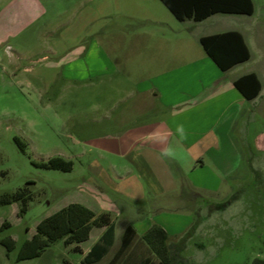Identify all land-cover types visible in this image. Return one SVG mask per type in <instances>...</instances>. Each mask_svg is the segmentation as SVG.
<instances>
[{
	"label": "rangeland",
	"instance_id": "obj_1",
	"mask_svg": "<svg viewBox=\"0 0 264 264\" xmlns=\"http://www.w3.org/2000/svg\"><path fill=\"white\" fill-rule=\"evenodd\" d=\"M96 1L53 0L52 4L58 9L71 7L66 15L56 17L53 14L48 18V22L53 23L54 31L45 41L51 44L65 38L72 41V47L62 56L52 58L48 44L31 31L23 33L14 42L0 44L3 58L0 64V198L27 189L25 212L20 211L21 202L0 206V224L7 222L10 225L0 232V239L10 238L15 243V249L8 256L0 245V264H62L65 259L73 262L78 254L67 252L61 240L33 260L15 262V256L21 244L35 234L37 224L43 219L71 203L96 211L97 203L101 204L102 200L111 204L119 201L114 189L132 182L133 176L141 175L137 164L111 151L114 148L113 141L118 137L112 129L115 114L104 112L116 101L115 97L99 98L96 78L88 81L77 77L71 82L54 79L55 70L63 69H56L59 61L71 60L75 65L84 58L87 50L101 48L113 61H132L133 66L129 69L134 71L139 58L136 53L129 51L132 44L171 42L162 34L145 32L155 25L130 14L141 7L154 9L162 19L172 20V23L164 20L166 27L178 34L177 37L170 35V38L184 37L200 49L196 39L199 34L243 27L249 35V31L253 33L257 28L264 29V18L259 19V13L243 23V26L232 19L233 15L218 14L215 20L220 22L215 25L212 20L180 22L159 0H143L139 5L130 0H99L101 6L96 5ZM262 1L255 0L256 5ZM3 3L4 0L0 2V7ZM255 37L259 44L264 42L259 36ZM6 45L18 46L25 51L19 71L9 63L11 59L6 56ZM25 68H31V72H26ZM163 70L165 68H156L155 72ZM135 74L138 79L144 77V73L139 71ZM122 102L128 105L127 100ZM240 129L238 127L234 133L237 137L242 134ZM125 134L127 132L123 131L119 137ZM55 157L71 161L72 170L63 172L42 166ZM169 165L177 189L150 204L147 202L149 196L145 195L146 202L140 203L138 207L148 212L147 215L152 210L158 212L159 208L166 209L163 211L170 214L192 215L176 199L181 195V189L173 172V164ZM252 166L264 175V159ZM124 167H128V178L126 183H120L114 178V172L125 173ZM253 180V174H248L246 181L252 184ZM139 182L143 186L146 184L143 178ZM236 191L216 196L213 203L221 205L229 200L231 203L224 211L213 212L211 221H194L195 228L189 229L175 241L184 247L178 252L173 264H251L255 258L264 259V187L261 186L258 193L246 187L239 194ZM121 221L122 217L117 224ZM210 222L215 225L214 228L209 229ZM209 231L216 232L228 241L218 244L220 249L211 255ZM95 234L96 230L91 234V239L82 244V248L92 243Z\"/></svg>",
	"mask_w": 264,
	"mask_h": 264
},
{
	"label": "crops",
	"instance_id": "obj_2",
	"mask_svg": "<svg viewBox=\"0 0 264 264\" xmlns=\"http://www.w3.org/2000/svg\"><path fill=\"white\" fill-rule=\"evenodd\" d=\"M131 1L133 4L143 2ZM52 2L53 0H4L0 7V44L14 42L28 31L42 41L48 40L47 36L54 31L53 23L48 22V18L53 14L56 17L63 16L71 11V7L58 9ZM252 3V15H229H233L232 19L241 26L248 19H253L256 13H259V19H263L264 2L258 6L255 0ZM96 5L101 6L102 2L97 0ZM130 14L155 25L145 32L162 34L168 41L171 39V42L153 44L146 41L144 44H132L129 51L136 53L139 58L134 71L129 69L132 61H113L104 49L97 48L87 50L84 58L75 65L71 60L62 59L56 69H63L54 72V79L60 78L64 82H71L77 77L88 81L96 78L99 98L115 97L116 101L104 112L115 114L112 129L117 132L115 135L118 137L113 141L114 148L111 151L120 158L137 164L141 173L138 177L133 176L132 182L126 183L128 167H124L125 173L114 172L116 180L126 183L125 186L114 189L120 203L118 200L113 201L114 204L102 200L101 204L97 203L96 211L86 207L96 216H110L114 227L113 244L99 259L84 263L83 259L100 242L106 227H92L88 239L77 245L65 246L61 240L67 252L78 254L73 262L63 260L70 264H108L117 254L128 226L134 229L136 237L116 264H136L144 259L155 262L156 258L142 241V236L153 227L166 232L168 243L182 237L196 221L193 214L175 215L159 208L158 212L152 210L147 215L148 212L145 213L138 207L140 203L146 202L145 195L149 196L147 202L150 204L151 201L169 196L167 194L177 189L169 165L171 163L177 168V174L183 176L193 190L212 203L216 196L236 193V190L239 194L244 187L255 190V193H258L261 186L264 187V175L252 166L264 159V42L259 44L255 37L257 35L264 41V29L257 28L253 33L249 31V35L243 27L199 34L196 39L201 50L184 37L170 38V35L177 37L178 34L170 31L164 20L168 23H172V20L162 19L156 10L141 7ZM217 15L201 22L212 20L216 25L220 22L215 20ZM228 31H236L242 35L250 57L227 71H221L206 55L199 40L204 36ZM45 43L54 59L62 56L73 45L66 38L54 44L47 41ZM5 52L11 59L9 63L19 71L25 51L18 46L6 45ZM2 63L0 55V64ZM156 68L165 70L156 73ZM24 70L31 72V68ZM137 71L144 73V77L138 79L135 74ZM248 74H255L261 85L259 94L251 100L245 99L234 87L235 80ZM122 100H127L128 105H124ZM238 127L242 130L240 137L234 135ZM123 131L127 134L119 137ZM173 172L178 179L174 169ZM248 174H253L252 184L246 181ZM142 178L145 179V186L139 182ZM230 203L221 207L218 203H213L209 209L200 204V223L211 221L213 212L224 211ZM120 217L122 221L117 224ZM214 226L212 222L209 223V229ZM94 230L96 234L92 243L82 248V244L91 239ZM208 239L212 250H209L210 255L220 249L218 244L228 242L216 232H210Z\"/></svg>",
	"mask_w": 264,
	"mask_h": 264
},
{
	"label": "trees",
	"instance_id": "obj_3",
	"mask_svg": "<svg viewBox=\"0 0 264 264\" xmlns=\"http://www.w3.org/2000/svg\"><path fill=\"white\" fill-rule=\"evenodd\" d=\"M166 9L178 20H193L201 22L215 14H238L252 15V0H159ZM200 44L206 55L215 63L221 71H227L234 65L247 61L250 57L248 47L239 32L228 31L200 38ZM234 87L247 100L255 98L261 89L260 82L255 74L244 75L234 81ZM42 166L47 169L61 170L70 172L72 162L62 158H51ZM177 174V168L173 166ZM181 195L176 199L184 204V210L194 215L196 221L200 216V204L203 208L214 205L206 197L199 194L191 188L187 180L177 174ZM27 189H22L12 195H5L0 198L1 205H9L13 202H21V212L27 208ZM228 202L219 205H226ZM106 227V231L90 253L83 259L84 263H91L99 259L101 255L112 246L114 239V227L108 214L95 215L92 211L80 204H70L55 214L40 221L36 228L35 234L24 241L16 256L15 262L32 260L38 258L53 243L63 240L65 246L80 244L89 237L92 227ZM193 224L190 229H194ZM10 225L7 222L0 224V232L8 229ZM136 234L131 226H128L122 236L119 250L115 257L108 264H116L131 246ZM166 232L159 228L153 227L143 236L142 241L148 247V250L156 258L155 262L150 259L140 260L136 264H173L183 245L172 242L168 243ZM0 245L3 246L7 255L15 249V243L10 238L0 239ZM127 262V261H126ZM62 264H70L63 261ZM251 264H264V259L255 258Z\"/></svg>",
	"mask_w": 264,
	"mask_h": 264
}]
</instances>
